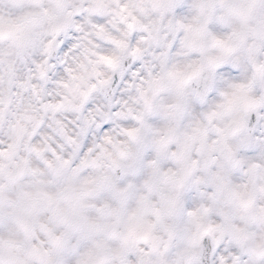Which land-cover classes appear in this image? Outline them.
Listing matches in <instances>:
<instances>
[{
  "label": "clouds",
  "instance_id": "obj_1",
  "mask_svg": "<svg viewBox=\"0 0 264 264\" xmlns=\"http://www.w3.org/2000/svg\"><path fill=\"white\" fill-rule=\"evenodd\" d=\"M0 264H264V0H0Z\"/></svg>",
  "mask_w": 264,
  "mask_h": 264
}]
</instances>
